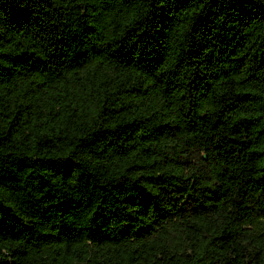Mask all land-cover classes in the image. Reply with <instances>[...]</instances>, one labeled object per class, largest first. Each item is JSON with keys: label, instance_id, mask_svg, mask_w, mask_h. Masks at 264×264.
Segmentation results:
<instances>
[{"label": "trees", "instance_id": "trees-1", "mask_svg": "<svg viewBox=\"0 0 264 264\" xmlns=\"http://www.w3.org/2000/svg\"><path fill=\"white\" fill-rule=\"evenodd\" d=\"M0 264H264V0H0Z\"/></svg>", "mask_w": 264, "mask_h": 264}]
</instances>
